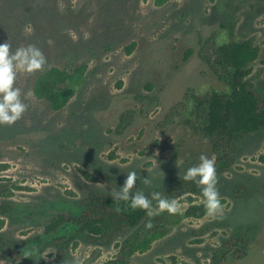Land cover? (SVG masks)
I'll list each match as a JSON object with an SVG mask.
<instances>
[{
    "label": "rangeland",
    "instance_id": "rangeland-1",
    "mask_svg": "<svg viewBox=\"0 0 264 264\" xmlns=\"http://www.w3.org/2000/svg\"><path fill=\"white\" fill-rule=\"evenodd\" d=\"M11 8L16 20L0 43L35 45L47 63L18 74L28 108L0 125V264H106L135 229L60 256L45 248L46 226L80 215L93 192L111 195L129 171L141 177L133 192H159L183 215L204 205L183 180L201 154L215 158L223 212L183 218L129 264H264V130L217 151L199 104L230 91L202 54L245 40L260 50L247 82L264 104V0H13ZM53 67L68 74L60 88L70 98L58 110L33 94L36 76Z\"/></svg>",
    "mask_w": 264,
    "mask_h": 264
},
{
    "label": "trees",
    "instance_id": "trees-1",
    "mask_svg": "<svg viewBox=\"0 0 264 264\" xmlns=\"http://www.w3.org/2000/svg\"><path fill=\"white\" fill-rule=\"evenodd\" d=\"M12 3L13 0H0V33L12 31V22L16 20ZM259 57L260 50L252 40L214 45L202 54L212 73L230 88L228 93L215 91L199 103L206 112L202 132L217 151H230L235 140L264 130V104L247 82L250 66ZM67 77V72L59 68L46 69L36 76L33 94L47 101L52 108L61 109L70 98L68 91L60 88ZM118 206L126 210L117 212ZM84 207L80 215L58 214L46 226L45 234L49 240L45 248L53 247L62 256L80 244L106 246L124 230L135 229L122 244H117L116 258L106 263L129 264L135 253L147 251L153 242L165 237L183 218H202L206 215L204 205H200L192 206L183 215L178 211L175 214L164 211L148 217L144 210H132L124 202L112 200L111 195L102 196L94 192ZM149 220L151 227H146ZM3 224L0 220V229ZM233 247L236 243L230 244V248ZM99 253L100 249L92 260Z\"/></svg>",
    "mask_w": 264,
    "mask_h": 264
},
{
    "label": "clouds",
    "instance_id": "clouds-1",
    "mask_svg": "<svg viewBox=\"0 0 264 264\" xmlns=\"http://www.w3.org/2000/svg\"><path fill=\"white\" fill-rule=\"evenodd\" d=\"M47 58L40 48L35 45L18 47L12 50V45L6 41L0 43V125H12L20 120L28 108L22 99L21 89L16 87L18 74L33 73L42 71ZM31 93L25 94V98ZM138 173L136 171L127 172L126 179L118 190L111 191L112 200L124 202L127 208L132 210L141 209L146 211L148 217H152L160 212L167 211L175 214L178 211V204L174 199H168L159 192H152L151 197L146 196L143 191L133 192L137 183ZM145 185H150L152 181L148 176L142 177ZM184 181L194 182L199 188L203 198L206 214L216 217L223 212L221 197L217 188L218 176L215 165V158H209L205 154L199 157V163L187 168L183 176ZM157 203L154 206L152 201ZM126 209L116 208L117 212ZM146 227H151V220Z\"/></svg>",
    "mask_w": 264,
    "mask_h": 264
}]
</instances>
